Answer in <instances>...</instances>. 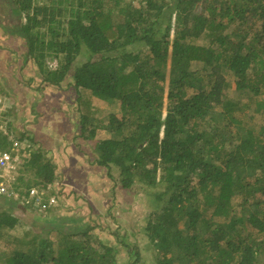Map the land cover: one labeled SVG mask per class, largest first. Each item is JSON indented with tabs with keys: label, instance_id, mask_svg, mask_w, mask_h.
<instances>
[{
	"label": "trees",
	"instance_id": "obj_1",
	"mask_svg": "<svg viewBox=\"0 0 264 264\" xmlns=\"http://www.w3.org/2000/svg\"><path fill=\"white\" fill-rule=\"evenodd\" d=\"M4 3L12 13L0 25L25 40L26 60L40 66L44 81L71 79L82 133L110 129L95 163L151 198L146 232L155 264H264V0ZM48 58L58 66L47 68ZM228 72L248 100L228 96ZM94 97L119 100L120 111L90 129ZM252 102L258 126L246 118ZM0 134V147H9ZM56 169L34 147L22 168L32 176L21 170L16 184L20 196L52 184ZM2 219L0 227L18 222ZM94 230L80 216H55L16 237L0 264H120L118 243L128 264L141 260L126 237L114 232L112 243Z\"/></svg>",
	"mask_w": 264,
	"mask_h": 264
},
{
	"label": "rangeland",
	"instance_id": "obj_2",
	"mask_svg": "<svg viewBox=\"0 0 264 264\" xmlns=\"http://www.w3.org/2000/svg\"><path fill=\"white\" fill-rule=\"evenodd\" d=\"M4 1L0 0L1 16L6 9V6L1 7L6 4ZM137 1L133 0L134 3ZM3 20L8 19L0 22ZM3 29L0 25V81L7 107L10 106L7 130L14 137H26L35 148L40 147L52 159L57 169L51 186L58 203L47 211H39L21 198L6 197L3 203L0 201V220L7 214L18 218L14 227H0V252L11 248L13 240L26 230H39L55 216L59 219L80 216L95 225L94 232L101 238L116 243L113 235L116 232L120 239L124 236L136 245L141 252L138 264H155L156 250L146 232L149 214L154 210L151 198L140 186L123 188L108 176L105 167L95 163L97 144L111 136L110 129L98 128L95 136L86 137L80 124L78 94L70 84L71 79L68 77L60 86L46 83L40 66L33 59L26 60L25 40L6 34ZM85 59L83 55L77 61ZM202 65L195 62L193 68L201 69ZM57 66V59H47V68ZM227 79L230 82L228 96L248 100L245 94L235 89V77L231 72L227 73ZM255 106L256 103L252 102L246 118L249 124L258 126L263 119L255 111ZM91 110L94 121L90 129L99 126V120H105L106 124L110 113H119L120 101L108 102L94 97ZM5 135L8 145L9 133ZM22 174L32 176L23 170ZM118 246L121 248L119 263H130L128 249L121 243Z\"/></svg>",
	"mask_w": 264,
	"mask_h": 264
},
{
	"label": "built area",
	"instance_id": "obj_3",
	"mask_svg": "<svg viewBox=\"0 0 264 264\" xmlns=\"http://www.w3.org/2000/svg\"><path fill=\"white\" fill-rule=\"evenodd\" d=\"M6 99L0 81V130L5 134L8 132L10 139L9 147H0V196L21 198L37 210L47 211L58 203L51 184L45 188L32 187L26 196H20L21 187L16 186L21 169L29 160L34 146L29 139L14 137L7 130L9 123L7 112L10 106L7 107Z\"/></svg>",
	"mask_w": 264,
	"mask_h": 264
},
{
	"label": "crops",
	"instance_id": "obj_4",
	"mask_svg": "<svg viewBox=\"0 0 264 264\" xmlns=\"http://www.w3.org/2000/svg\"><path fill=\"white\" fill-rule=\"evenodd\" d=\"M4 6H6V9H5V12H4V15H5V17H7L6 19H8V21L10 22V17H11V13L12 12H9L8 11V6H7V4H1V7L3 8ZM7 34V33H6ZM0 133H3L4 134V132L3 131H1L0 130ZM1 135V134H0ZM5 135V134H4ZM4 135H2V136H4ZM25 166V165H24ZM23 166V167H24ZM22 167V168H23ZM6 200V197H4V196H0V201H5ZM28 205V204H27ZM30 205V204H29ZM56 206V205H55ZM12 210V209H11ZM5 214V213H4ZM17 218V217H16ZM20 220V219H19Z\"/></svg>",
	"mask_w": 264,
	"mask_h": 264
}]
</instances>
